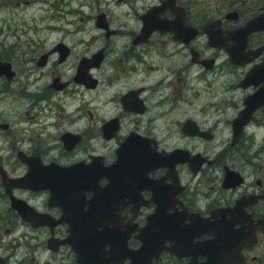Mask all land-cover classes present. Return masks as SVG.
<instances>
[{
    "label": "flooded vegetation",
    "instance_id": "1",
    "mask_svg": "<svg viewBox=\"0 0 264 264\" xmlns=\"http://www.w3.org/2000/svg\"><path fill=\"white\" fill-rule=\"evenodd\" d=\"M127 1L125 14L95 16L94 38L70 62L74 48L63 40L37 49L33 65L0 45L9 62L0 116L12 98L19 118L0 130H23L0 134V264H38L37 242L73 264L69 243L47 245L68 236L59 220L68 205L80 209V264H264V104L238 137L233 129L264 85V70L252 72L264 66V0ZM257 50L251 61L231 57ZM51 54L70 68L29 88ZM85 57L94 59L81 67ZM177 88L187 102L213 97L199 109H164ZM21 206L54 225L24 220ZM21 226L31 238L22 259Z\"/></svg>",
    "mask_w": 264,
    "mask_h": 264
},
{
    "label": "rangeland",
    "instance_id": "2",
    "mask_svg": "<svg viewBox=\"0 0 264 264\" xmlns=\"http://www.w3.org/2000/svg\"><path fill=\"white\" fill-rule=\"evenodd\" d=\"M127 4V0H120L118 2L116 0H0V45H2V51L10 56L18 57V60L21 62L33 65L38 54H40H35L37 49L41 47L42 51H44L43 48H50L57 41L63 40L74 48L73 53L69 56L68 62H70L77 54V51H82L83 44L87 47L88 42L94 38L92 33L94 32L93 20L95 16L104 8L113 16L125 14ZM55 57V54H51L45 66L37 67L35 72L30 73L28 81L31 82V85H28L29 88L38 87L40 88L39 90L43 89L49 81L47 80V77H49L48 73L54 69L60 73V71H63V66L69 67L67 61L61 65L55 64ZM223 87L225 86L223 85ZM215 88L216 86L211 87L212 90H215ZM179 93L180 88H177L176 97L165 98L163 103L164 109H173L175 105L180 110L186 108L199 109V104L202 101H209L213 97L208 93L207 96H202L201 98L199 96L190 97L191 102H187L184 101V96H179ZM56 94L62 95L63 93L58 92ZM83 98L85 106L93 109V101L85 92ZM2 100L6 101L4 104V114L0 116V122L19 120L18 113H14L16 109L14 99L6 98ZM169 100L172 102L171 104H168ZM204 105L208 109H212L208 103ZM1 107L2 104H0V109ZM19 107H21L22 115H24L23 109L27 107L26 102L21 105L19 104ZM35 126L38 127L37 124ZM16 128L17 125H13L9 131L4 132L0 130V134L7 135V138L11 139L13 133L18 134L23 131ZM41 129L43 130V128ZM40 131L39 128L34 131L36 138L38 137L37 133ZM29 232V230L21 226L20 233L22 236L20 244L15 246L16 257L22 259L28 255L27 251L30 249L29 243L31 240ZM25 234L26 236H24ZM34 247V255L38 264L42 260L44 264L49 255L53 264H60L62 261L58 253H49L45 250L43 242H37ZM14 260L16 261V259ZM69 261V259L63 260L66 264Z\"/></svg>",
    "mask_w": 264,
    "mask_h": 264
},
{
    "label": "water",
    "instance_id": "3",
    "mask_svg": "<svg viewBox=\"0 0 264 264\" xmlns=\"http://www.w3.org/2000/svg\"><path fill=\"white\" fill-rule=\"evenodd\" d=\"M256 21V20H255ZM60 45V44H59ZM260 50L255 51L252 56L240 55L238 53H231V57H241V62L251 61L255 56L259 54ZM46 56V53H44L40 59L42 61L44 57ZM236 56V57H235ZM93 57H85L83 61L81 62V67H84V65H88L89 61H92ZM9 62H3L0 60V73L5 72L8 73V67ZM264 70V66H256L252 69V72H261ZM84 72V71H81ZM257 75H249L247 78L251 79L254 78ZM258 79V78H257ZM254 80V79H253ZM264 104V85L261 86V88H258L255 92L247 96L245 99V107L238 116L233 120V129H234V135L238 137L241 133L243 125L248 122L252 112L260 105ZM15 204L13 203L14 207L19 206L18 203H16V200H14ZM20 214L21 217L24 220L31 221L33 224L36 225H49L52 227L54 225V219L49 218L48 216H44L38 212H34V209L32 208H26L24 206L20 207ZM59 220H65L68 223V236L65 238H49L48 239V247L52 249L53 251L58 248L60 244L69 243L77 253L76 261L73 264H80V249H79V243H80V209L77 210V208L73 207L72 205H68L64 207L63 214L61 215Z\"/></svg>",
    "mask_w": 264,
    "mask_h": 264
},
{
    "label": "bare ground",
    "instance_id": "4",
    "mask_svg": "<svg viewBox=\"0 0 264 264\" xmlns=\"http://www.w3.org/2000/svg\"><path fill=\"white\" fill-rule=\"evenodd\" d=\"M116 214H118V213H116ZM113 215H114V214H113ZM116 216H118V215H116ZM113 217H114V216H113ZM119 219H120V217H119ZM119 219H118V220H119Z\"/></svg>",
    "mask_w": 264,
    "mask_h": 264
}]
</instances>
